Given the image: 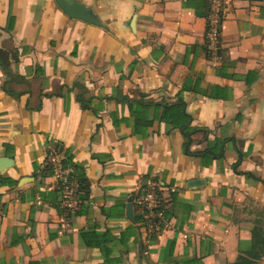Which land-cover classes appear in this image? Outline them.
Here are the masks:
<instances>
[{"label": "crops", "instance_id": "obj_1", "mask_svg": "<svg viewBox=\"0 0 264 264\" xmlns=\"http://www.w3.org/2000/svg\"><path fill=\"white\" fill-rule=\"evenodd\" d=\"M75 1L95 23L55 0H0V157L13 161L0 264H264V0L224 8L216 51L209 0ZM141 99L183 103L188 148L164 122L134 131ZM50 151L85 177L71 206L43 169ZM149 180L158 234L135 220ZM90 232L113 239L87 245Z\"/></svg>", "mask_w": 264, "mask_h": 264}, {"label": "built area", "instance_id": "obj_2", "mask_svg": "<svg viewBox=\"0 0 264 264\" xmlns=\"http://www.w3.org/2000/svg\"><path fill=\"white\" fill-rule=\"evenodd\" d=\"M234 0H209L210 10L206 30V43L210 49L216 51L217 44L221 35V24L223 20V10ZM60 158L56 153L50 151L47 153L45 164L49 163L53 168V175L56 181L62 186V196H65V202L71 196H76L78 192V183L70 175V170L63 168ZM160 185L155 181H147L146 186L142 188L141 194L136 198V203L143 214L144 226L150 232L158 234L166 219L162 209V196L159 193ZM67 206H71L69 203Z\"/></svg>", "mask_w": 264, "mask_h": 264}, {"label": "trees", "instance_id": "obj_3", "mask_svg": "<svg viewBox=\"0 0 264 264\" xmlns=\"http://www.w3.org/2000/svg\"><path fill=\"white\" fill-rule=\"evenodd\" d=\"M128 107L130 111V116L133 117V128L136 133H140L144 129H147L148 127L152 126L154 122H164L168 126L166 130L167 133H170V131L175 128L183 129V134L186 139V142L184 144L185 147L188 148L190 143L189 133L191 132V128H189V123L191 118L184 111L183 103L181 101L178 103L163 105L160 103L148 102L141 99L128 102ZM60 163L63 168H72L71 174L75 176L78 181H80L78 183V192L76 196H84L80 193H85L87 191V183L85 182V177L80 167L72 163L71 155L66 152L64 158L60 160ZM43 169L48 174H53V168L49 163L45 164ZM58 189V192L60 191L59 195L61 196L62 186H60V184ZM58 192L56 193L58 194ZM135 220L136 223H139L138 225H141V221H143V214L140 212V217L137 216ZM153 235L154 234H151V236ZM112 239L113 238L108 234V232H90L89 238L85 240V244L96 245L101 244V242H109Z\"/></svg>", "mask_w": 264, "mask_h": 264}, {"label": "water", "instance_id": "obj_4", "mask_svg": "<svg viewBox=\"0 0 264 264\" xmlns=\"http://www.w3.org/2000/svg\"><path fill=\"white\" fill-rule=\"evenodd\" d=\"M61 10L68 16L80 19L89 23H95L92 13L85 7V5L78 3L75 0H55ZM13 164L12 159L8 157H0V170H5ZM133 195L127 200L126 217L131 222H134L133 208H132Z\"/></svg>", "mask_w": 264, "mask_h": 264}]
</instances>
